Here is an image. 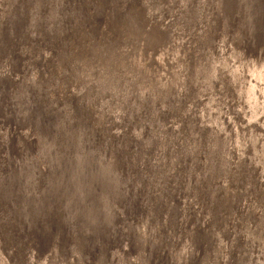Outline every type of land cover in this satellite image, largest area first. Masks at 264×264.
Returning a JSON list of instances; mask_svg holds the SVG:
<instances>
[{
  "label": "rangeland",
  "instance_id": "rangeland-1",
  "mask_svg": "<svg viewBox=\"0 0 264 264\" xmlns=\"http://www.w3.org/2000/svg\"><path fill=\"white\" fill-rule=\"evenodd\" d=\"M78 1L80 0H0V17L5 21L2 28L0 18V180L7 183V187L4 188L5 185L3 190L2 187L0 190L8 197L10 204L14 203L17 207L22 204L26 206V212L23 210L22 217H19L20 223L15 221L11 228L9 251L12 254L23 252L26 256L32 252L35 256L30 253L26 260L27 264H38L37 251L27 249L24 242L31 227L32 213L42 207L35 202L33 204L30 191L34 193L35 188H38L36 181L45 178L52 180V175L54 173V176L58 175V171L62 169L56 161L54 147L49 146L45 149L38 139L44 121L52 120L53 124L57 119L55 114L51 115L49 112L44 116L42 111L48 100H56L57 103L62 99L61 93L53 86L56 84L54 81L57 79V71L47 77V84L43 81L47 86L46 94L43 92L44 86L35 87L32 79L35 68L41 72L40 74L48 72L45 55L54 52L53 60L57 61L61 56L62 47L57 41L45 42L40 54L43 58L35 62L34 55L40 47L39 39L36 37L43 27L46 29L44 31L46 38L51 37L58 10L60 13L63 9L70 10L61 21L62 30L63 27L66 28L67 23L75 29L79 19V16L75 17L78 13L76 10ZM140 1L144 0H126L124 7L130 3L136 6ZM158 1L164 14H168L171 8V14L167 17L172 21L171 30L178 26L188 32L189 42L192 40V43L194 42L192 46L196 52H191L190 65L197 66L198 74L194 83L193 78L191 81L189 78L185 81V86L180 88L181 93L182 91L185 93L184 96L181 94V97H187L185 105L188 110L182 113L181 121L174 122L176 119L169 107L172 91L175 90L172 82L171 89L168 88L163 97L160 95L153 99L154 96H146L142 100V107L144 104L145 110L135 112V116L132 112L131 120H128V115L133 103L127 106L126 102L122 106L121 127L118 131L117 121L112 122L116 115L112 108L119 109L121 105L118 104V100L113 105L107 102L100 106L104 118L102 124L96 125L97 129H94L91 136L85 127H81L82 125L79 127L80 141L74 148L76 165L72 168L70 182L72 191L66 195L67 199H64L61 212L62 232L66 234L67 239L66 246L59 257L53 258L54 260L57 258L55 261L58 264H65V261L66 264H96L94 255L100 240L102 245L106 246L107 264L132 263L136 253L138 264H165L167 261L171 264H183L188 259L196 261L198 251L204 247L201 236L210 226L211 223H208L210 218L212 220L216 213L220 218L226 215L223 212L224 206L217 203L223 196L228 171H232L236 165V144L240 136V126L245 119L241 108L243 94L239 93V83L236 84L235 81L238 76L215 80L216 67L221 62L225 63V60L233 58L237 52V60L245 59V70L242 73L244 79L240 80L242 83L246 82L254 50L258 54L264 47L263 23L259 26L260 29L255 30L257 23L264 21V0H213L209 13V0H188L187 7L190 12L187 18L186 14H183L186 10L184 2ZM36 2L39 4L38 7ZM94 2L96 3V0L88 2L90 17L86 23L89 27L97 25L100 17L98 16L96 20L93 17ZM107 2L106 7L113 0ZM82 4L84 5V2ZM257 6L260 7L259 10ZM217 9L218 20L212 15ZM254 10L258 13L255 14ZM215 22L219 24V32L212 34L211 38H208V43L202 44L200 39L194 41L195 35L201 34L202 23L209 26L213 32L212 26ZM93 31L96 32V29ZM73 36L74 33L66 34L67 41H71ZM209 46L213 48V52L210 61L205 63L202 55L208 54ZM190 56L188 53L184 57V64L190 61ZM228 69L229 67L226 69L227 72ZM207 75L212 79L210 80ZM93 97L96 99L95 95ZM38 98L41 102L39 104ZM70 99L73 101V98ZM91 106L95 109L96 103ZM96 113H89L90 122L91 116L95 118ZM141 116H144L142 120ZM160 132L163 133L162 138L159 136ZM260 136L261 134L257 132L249 134V142L244 144V155L239 163V166L242 165L243 173L240 176L242 183H239L240 187L236 186L234 200L230 203L231 208L226 215L228 228L226 234L231 228V223L237 222L241 215L247 213L245 205L246 209L249 205L250 209H253L251 201H254L257 193H263L264 149L259 151ZM111 145L116 147L115 162L121 167H126L124 176L128 178L125 182L127 185L122 183L120 202L113 205L114 213L109 221L112 234L108 237V230L97 228L94 236L88 237L86 248L82 249L83 255L79 259L76 237L81 239L83 236V229L80 228L84 223L78 213L81 212V208H77L83 205L81 201L84 193L83 184L85 180L88 182L91 180L95 169L99 170L102 168L100 165L106 164ZM40 158L43 161H40ZM236 168L235 166L234 172ZM43 171L47 173L44 174ZM116 178L119 185L122 182V174H118ZM45 181L43 186L48 184V181L47 183ZM9 188L17 189L18 197L8 193ZM254 203L258 204L257 201ZM262 203L253 211L262 207ZM171 204L174 205L171 207ZM141 223L149 232L150 239H155L152 245L144 247L143 254L133 246L136 240L133 228L131 229L139 227ZM232 226L236 227V223ZM190 242L193 243L192 249ZM240 242L241 238L237 237L234 247L239 248ZM234 250L230 254L229 263L235 255ZM260 256V259L251 262L264 264V252Z\"/></svg>",
  "mask_w": 264,
  "mask_h": 264
},
{
  "label": "bare ground",
  "instance_id": "bare-ground-1",
  "mask_svg": "<svg viewBox=\"0 0 264 264\" xmlns=\"http://www.w3.org/2000/svg\"><path fill=\"white\" fill-rule=\"evenodd\" d=\"M107 1L108 0H96V3L94 2L95 5L92 8V14L94 10L95 14L93 17L96 20V18L100 16L97 25H92L90 27L87 25L86 22L90 17L89 0H80L77 2V5L74 4L78 12L75 17L79 16L75 29L71 28L67 23L66 28L62 25V30L61 24L63 23L61 21H63L64 15L70 13L69 9H63L62 13H60V10L57 11L59 14L55 25L52 27L54 29L50 38H46L44 34L46 29H44V27L38 31L39 36L37 35L36 38H38L40 42V47L37 48L39 54H41V48L44 47L45 42L57 41L62 47L61 56L57 61L52 59L54 52H52V54L48 52L47 55H45L47 64L51 68L53 67L52 72L57 71V79L54 82L56 83L57 89H59L58 92L62 95V99L57 102L59 111L63 112V109L64 111L66 110V116L70 119V122L73 123L77 120L76 113L79 112H77L78 109H75V107H78V102L81 108L84 107L83 109L96 103V121L95 118L91 116V122L95 121L97 124H102L101 121H103L104 113H101L100 106L107 102L113 105L115 101L118 100V104H121L120 106H124L126 102L127 106H130L131 102L133 103V105H131L130 114L128 115V120H131L133 119L131 115L132 112L135 116V112L138 113L145 110L144 104L142 107V100H144L146 96H154L153 99L160 95L163 97V95H166L168 88L171 89L170 84L173 82L175 90L172 91L173 94L169 107L170 111H172L171 114L175 116L176 120L174 122L181 121V118H183L182 113L186 112L188 108H186L185 105L187 97H181V94L184 96L185 93L183 91L181 93L180 88L182 89V87L185 86L184 83L188 81L189 78L190 81L192 80L191 78H193L192 83H194L198 74L197 66L194 67L190 65L192 63V53L196 52V50H194L195 47L192 46L194 43H192L193 40L190 43L187 38L188 32L178 28V26H176V28L174 27L175 29L173 31L171 30L172 27H170V23L172 21L167 19L168 15L171 14V8H169L168 14H164V10L161 11L158 0H144L142 3L140 1L139 5L132 6L130 3L127 6L125 5V7L124 4L126 0H113V2L106 7ZM82 2H84V5ZM177 2L185 3L186 10H184L185 12L183 14H186V18L189 17L190 10L187 7L188 0H177ZM212 3L213 0H209L208 13L211 11ZM36 4L38 6V3ZM80 12L81 14H79ZM254 12L257 14L256 10H254ZM212 15L213 18L218 20V9L214 10ZM0 18L3 28L5 21L2 20L3 17ZM83 22H85V24H83ZM262 23L264 28V21H261L257 23L255 30L260 29L259 26ZM201 27L200 36L195 35L193 39L194 41L200 39L202 44L208 43V38H211V35L215 32H219V24L217 25V22L212 26L213 32H211V28L205 23H202ZM94 28L96 32L93 31ZM63 33L64 37L62 38ZM68 33H74L73 39L71 41L69 40L70 42L67 41L68 38L66 37ZM196 33L198 34L197 29ZM254 51L251 63H249L250 68L245 83H242L240 80L242 78L244 79L242 73H244L243 71L245 70V59H243L244 61L237 60V52H235L236 54H234L233 58L225 60V63L221 62L220 65L216 67L215 80H218V78L224 80L227 79V77L231 79L238 76L235 81L236 84L239 83V93L241 92L243 94L241 108L245 119L240 126V136L238 144H236V165L233 166L232 171H228V179L225 181L223 187V196L219 199L221 201L217 203L218 205L224 206L223 212L226 213V215L231 208L230 203L234 200L236 186L239 185L240 187L239 183H242L240 180V176H242L243 173L242 165L239 166V163L242 161V155H244V144H248L249 142V134L253 135L254 132L260 133L261 143L259 151L261 152L264 149V47L259 50L258 54L256 50ZM212 52L213 48L209 46L208 54L202 55V60H204L205 63L208 60L210 61ZM188 53L191 55L189 58L190 61L188 60L184 64V57ZM51 61H53L52 65H50ZM228 67L229 69L227 72L226 69ZM32 76L34 77L33 74ZM207 77L210 78V80L212 79V77L208 75ZM232 89L234 90L235 88ZM73 95L76 96L73 100L74 103H70L68 106L66 103L71 102L70 97L73 98ZM94 95L96 99H94ZM97 98L98 101H96ZM122 109L123 107L119 109L118 107H113L112 112L116 114L114 115L115 119L118 120L120 118V113H117V110L121 112ZM62 112H57V119L62 117ZM143 117L144 116H141L140 120H142ZM161 119L164 120L163 118ZM162 120L160 122H162ZM253 127H255V129H252ZM162 132L159 133L161 138L163 137ZM38 139L46 149L48 146L43 141L42 137L40 136ZM67 145L68 143L63 145L59 141L58 146H56V149H58V151L56 150L57 153H60L56 161L59 163L60 168L62 167V169H60V174L64 172V166H62L63 163H61L62 159L66 160L64 153L62 154V150L63 147H67ZM112 156L113 154L111 153V157L109 158L110 161L108 160L107 163H109V165L115 164L116 176L114 180L117 183L119 181L116 178L117 172H119V175L122 174V182L119 184V188H121L123 187L122 183L128 181V178L124 176L126 167L119 166L120 164H117ZM40 161H43V159L40 158ZM235 166L237 168L234 172ZM263 166L262 163V168ZM121 169L122 173H120ZM43 173L46 174L45 171H43ZM55 179L56 182H54ZM45 180L48 181L47 186H43ZM45 180L35 182L38 188H35L34 194L32 193V198L34 200L32 202L33 204L34 202L37 203L38 206L42 205V207L38 209L39 211L36 210L32 213L31 227L29 226L30 230L26 233V240L24 243L27 249L31 251L35 250L37 246H41L43 254L37 258L38 264H58L55 261L57 258L55 260L53 258L60 256L63 247L66 246L67 240L66 234H62L63 219L61 215L64 202V200L62 202L61 199L63 198L62 195L65 182H62L63 179L59 178V171L57 176L54 178L52 177V180L46 178ZM0 181V186L3 188L6 185L4 187L6 188L7 183H2V180ZM112 184L110 185L112 186ZM125 184L127 185V183ZM110 190L111 187L107 192L109 194V201H112L111 198H113V193L110 192ZM249 197L250 202L251 195ZM7 198L8 197L3 193L0 194V264H12V261H9L8 258V256L12 254V252L9 251L10 235L12 234L11 228L14 226V219L16 218V223H20L19 217H22L20 213H16V209H20V206L17 207L14 203H11L12 206L10 207L9 205L11 204H9ZM106 198L104 199L106 212L107 215L110 216V211L114 208V204H111V202L106 203ZM81 201L83 202L82 206H84L83 196L81 197ZM254 201H257L258 204L264 202V188L262 194H256ZM254 201H251L252 207L254 208L250 209L249 205V208L246 209L247 205H245V211H247V213L243 216L241 215V217L238 215L240 218L235 222L236 227L232 226L233 224L235 225L233 221L227 234L226 215L222 216V218L216 216L218 213L213 215L212 220L210 218V222H208L209 224L211 223L210 226L202 233L201 239L204 241V247L202 246V249L198 251L196 261L188 259L189 261L186 260L183 264H259L258 262L252 263L251 261L260 259L261 253L264 252V204L262 203V207L254 212L253 210L258 205L254 203ZM214 204L215 199L213 205ZM173 205L174 204H171V207ZM21 206L26 212V206H23V204ZM85 208L86 205L83 208L81 207V210L83 211ZM18 209L17 211H20ZM96 210L95 206H93L92 211L88 212V216L86 217H90L89 220H85L86 225L89 224L91 227L94 226V224H92L93 222L97 223L96 219H94L96 216L95 214H97ZM106 220L107 223L110 224L109 218L104 219V223H106ZM142 225L143 223L135 229L131 227V229L133 228L136 240L133 246L137 251L141 250V254H143L145 246L152 245L155 241L153 238L150 239L148 236L149 232L146 228L142 227ZM53 226L55 229L54 231ZM93 234H95V232H93ZM108 237H110V233H108ZM237 237L241 238V248L234 247ZM84 238L82 242L81 240L79 241L77 248L79 250V259H81L83 255L82 249L86 248L87 245L88 236L86 235ZM147 239L150 240L147 241ZM189 245L190 249H192L193 243L190 242ZM98 250L97 252H99ZM232 250H234L233 253L235 255L231 260L232 262L229 263ZM25 254L26 253L22 252V254L19 255L17 264H27L26 260L29 254L27 256ZM136 257L137 253L132 259L133 262L129 264H134ZM66 262L67 261H65V264ZM95 263L106 264V256H104V253L95 260ZM165 264L171 263L167 261Z\"/></svg>",
  "mask_w": 264,
  "mask_h": 264
},
{
  "label": "water",
  "instance_id": "water-1",
  "mask_svg": "<svg viewBox=\"0 0 264 264\" xmlns=\"http://www.w3.org/2000/svg\"><path fill=\"white\" fill-rule=\"evenodd\" d=\"M36 3H38V2H36ZM257 8H258V6H257ZM259 8H258V10H259ZM34 56H35V62H37V61L39 62L43 58V56L41 57L40 54L37 51L35 52ZM44 59H46V58H44ZM52 59H53V56H52ZM46 62H47V59H46ZM52 64H53V61L50 62V65H52ZM48 67L50 68V69H48V72L47 73L44 72L42 74H40L41 72L39 70H36V68H35L34 77L32 76L33 85L35 87H37V88L41 87L42 88V86H44V88H43L44 94H46L47 86L43 84V81L46 82L47 81L46 80L47 77L49 78L50 76H52L54 74V71L52 72L53 67L51 68L49 65H48ZM34 80H35V82H34ZM53 86L55 87V89L58 92L59 89H57L56 84L53 85ZM47 96H49V95H47ZM75 97L76 96L73 95V100L75 99ZM96 101H98V98H97ZM55 102H56V100H52V101L48 100L47 101V103L45 104V107H43V109H42L44 116L48 115L49 112L51 113V115H54V114L56 115L57 112L58 113L62 112V111H59L57 103H55ZM37 103L38 104L41 103L39 98H38V102ZM70 103H74V102L71 101V102H68L66 104L69 106ZM77 105H78V107L77 108L75 107V109H78L77 112L78 111L79 112L76 113L77 120L75 122H73V123L70 122V119H68V117L66 116V113H67L66 110L64 111V109H63L62 117L60 119H56V122H54L53 124L51 122L52 120H49L50 124H49L48 120H46V122L44 121L43 126L41 125V127H42L41 130L39 129L40 130L39 137L40 136L42 137L43 141L47 144L48 147H49V145L53 146L54 149L58 151V149H56L57 148L56 146H58V142L59 141L63 145L68 143L67 147H63V150H62V154L64 153V156L66 157V160L62 159V162H61V163H63L62 166H64V170H63L64 172L60 174L61 170L59 171V178L63 179L62 182H65V187L63 189L64 192H63V195H62L63 198L61 199L62 202L67 197L66 195L68 194V192H70L71 187H72V186H70V182H71L72 174H73L72 168H74V166L76 165V159H75V156H74V148H76L77 145H79V141H80L79 140L80 139V135L79 134L81 133V132H78L79 131V127L81 125H82L81 127H85L87 132L90 133V136L94 132V129H97V126H96L97 123H95V121H94L91 124V122L89 120V112L91 111V113H96L97 112L96 111V107L94 109L93 106H89V107H86L85 109H83L84 107L81 108L79 102L77 103ZM120 107H122V106H120ZM118 113H120V118L118 120L115 119L117 121L116 122L117 126L120 124L117 127V131H118V128L120 129V127H121L120 121L122 120V112L119 111ZM113 121H114V119L112 120V122ZM98 124H100V123H98ZM67 130H68V132H67ZM57 151H56V154H57L56 156L58 157V154H60V153H57ZM115 152H116V147L114 145L113 146L111 145V147L109 148V152L107 154L108 155L107 159L109 161H110L109 158L111 157V153L113 154V156H112L113 159L116 158L115 157L116 156ZM65 153H66V155H65ZM108 160H106V162H105L106 164H104L103 166L100 165L102 168H99V170L95 169V171L93 172V176L91 177V180L89 182L87 180H85V182L83 184L84 185L83 197H84V203L86 205V208L83 211L80 210L81 212H79L80 213L79 215L81 216V219H82V221L84 223V225H83L84 227L81 226L80 230L83 229V232H84L83 234L85 236L87 235L88 237L94 236L93 232L97 231V228H100V230L103 229V231H104V229H106V230H108V232L110 234H112L111 233V231H112L111 225L109 223H107V220H106V223H104V219H106V218L108 219L109 218V221H110L111 220V215L114 213V211H113V209H111L110 216L107 215L106 204L104 202V199L107 196V198H106L107 202L106 203H110L111 202V204H118L120 202V199H121L120 198V192L121 191H120L118 183L114 180V177L116 176L115 167H114L113 164L109 165V163H107ZM118 174H119V172H117V176H118ZM84 175H85V173H84ZM52 177L54 178L55 176L52 175ZM54 182H56V179H55ZM110 184H112V186ZM1 187L2 186H0V189H1ZM110 187H111L110 192L113 193L112 194L113 198H111L112 201H109V194L107 192ZM9 189H10V193H12V195H15V197H18L19 191L17 192V189L16 190H13L11 188H9ZM9 189L7 190L8 193H9ZM104 189H106V190H104ZM2 190H3V188H2ZM2 190H0V194H2ZM30 193L32 194L33 191L31 190ZM9 206L11 207L12 204L9 205ZM84 206H81V207L83 208ZM93 206H95V209H97L96 210L97 214H95L96 216L94 218V219H96L97 223L93 222L92 224H94V226L90 227L89 224H87V225L85 224V220H89L90 216L89 217H86V216H88L87 214H88L89 211H92ZM107 206H108V204H107ZM81 207H78L77 209H80ZM19 208L20 209H18V208L17 209L20 210V211H17V209H16V213H20L22 215L24 209H23L22 206H20ZM75 212H77V210H75ZM85 213H86V215H85ZM12 218H14V217H12ZM62 219H63V217H62ZM15 221H16V218L14 219V222ZM92 221H93V219H92ZM54 230L55 229H54V226H53V231ZM100 230H98V232H100ZM62 234H64V233L62 232ZM83 237L84 236H81V239L76 237V240L78 239L76 241V243H77L76 245L77 246H78L80 240L82 242ZM35 241H36V239H35ZM85 243H86V240H85ZM90 246H92V245L90 244ZM98 249H99L98 250L99 252H96L95 260H97L98 257L101 256L102 253H104V256H106V258H107L106 246H105V249H104V245H102V241L101 240L98 242ZM35 250L37 251L39 256L43 254L41 246H37L35 248ZM19 255L20 254L18 252H15V253L9 255L10 257L8 256V258H11L12 260H14V261H12L11 259H9V260L12 261L13 264H17V259L19 258ZM13 256H15V258H13ZM106 264H107V262H106ZM134 264H138V261H135Z\"/></svg>",
  "mask_w": 264,
  "mask_h": 264
}]
</instances>
